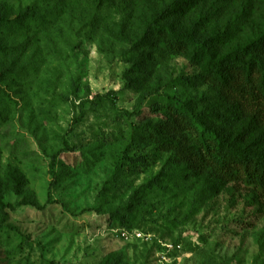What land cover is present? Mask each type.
I'll return each mask as SVG.
<instances>
[{"label":"rangeland","instance_id":"rangeland-1","mask_svg":"<svg viewBox=\"0 0 264 264\" xmlns=\"http://www.w3.org/2000/svg\"><path fill=\"white\" fill-rule=\"evenodd\" d=\"M0 19V264H264V185L193 166L173 109L263 153L264 124L154 31L220 57L264 32V0H0Z\"/></svg>","mask_w":264,"mask_h":264},{"label":"trees","instance_id":"trees-1","mask_svg":"<svg viewBox=\"0 0 264 264\" xmlns=\"http://www.w3.org/2000/svg\"><path fill=\"white\" fill-rule=\"evenodd\" d=\"M95 1L102 4L103 0ZM1 23L0 19V26ZM154 28L158 36H164L169 50L186 54L192 62L202 66L228 90L233 105L247 106L254 119L264 124V32L238 49L216 57L199 38L174 32L169 25ZM141 40H145L144 37ZM96 98L104 97L97 94ZM173 114L176 128L186 129L190 136L186 144L176 147L188 156L193 166L226 179L239 178L248 184L264 185L263 152L210 127L201 113H193L178 101ZM103 264L117 262L107 260Z\"/></svg>","mask_w":264,"mask_h":264}]
</instances>
